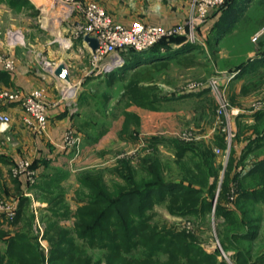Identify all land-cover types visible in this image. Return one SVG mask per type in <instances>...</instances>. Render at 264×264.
Here are the masks:
<instances>
[{
  "label": "rangeland",
  "instance_id": "obj_1",
  "mask_svg": "<svg viewBox=\"0 0 264 264\" xmlns=\"http://www.w3.org/2000/svg\"><path fill=\"white\" fill-rule=\"evenodd\" d=\"M28 1L0 0V3L6 6L0 8V41L11 47L13 46L12 48L15 50L14 53H11L10 49L0 50V53L14 59L16 64L18 60L27 61L29 59L38 60L43 66L44 64L45 66L48 65L52 59L77 62L76 74L83 77L79 86L85 89L81 93L83 95H81V112L85 121L91 124L90 127L83 129L85 134L91 133V146L80 145L82 139L76 133L74 134L79 138L77 145L65 149L61 148L62 142L59 144L60 150L64 153L74 148L81 153L79 156L81 160L71 167V178L47 185L48 190L43 193L34 190L36 193L33 192L34 195L30 198L31 202H28V208L35 215V233L38 235L39 232L44 234L46 220H51L49 218L51 212L48 209L40 211L37 207L39 206L38 201L42 202L41 200L46 202L47 208H60V211L67 209L69 211L68 217L60 219L58 224L67 230L72 229L75 221L72 214L80 204L81 194L88 193L87 188L83 187L78 181L79 175L87 172L91 173L92 170L101 168L104 169V179L109 184L117 180L113 169L118 160L129 158L130 163L134 166H138L145 160H147V164L156 160L163 168L165 180H178L184 178L188 173L187 171L192 170L193 162L203 161L204 157L201 153L198 155L203 158L198 157L197 152H202V154L205 152L206 156L213 155L214 159L210 167L217 175L216 178H209V182H216L217 186L215 195L210 199V210L192 215L173 213L168 209L170 198L165 197L159 202H154L150 211V223L158 225L159 228L182 231L193 235L203 250L207 253L217 252L219 259L222 252H232L235 255L234 249L228 251L223 249L225 243H232L233 246L238 245L243 250L249 251L251 260L264 256V200L259 202L239 201L238 204L232 205L235 217H240L245 227L253 222L257 226L256 235L252 239H234L233 234L242 229L238 225H234L231 228L232 231L227 234L231 240L224 239L225 242L223 243V237L219 235V230L224 227V223L216 211V203L219 202L217 193L230 159L233 158L235 163L237 162L236 168L233 170L239 171L240 175H244L249 170L251 162L264 157V109L252 111L254 104L264 100V65L254 66L251 71L243 73L233 71L238 63H242L247 59L251 51H259L264 48V40L261 41V38L264 39V0H254L253 5L249 8L250 17L243 19L233 33L223 35L216 46V51L212 49L209 43L211 30L207 31L204 26L211 14H221L231 0H225L223 5L212 9L208 16L201 21L194 20L192 0L189 1L188 7L181 6L178 0H95L94 2L101 5L111 17L119 22L121 21V23L127 16L131 17L129 19L131 22L134 20L144 21L138 14L149 8L151 10L159 9L160 12H163V8L167 10L169 7V9L177 11L180 7H184L182 12L177 11L179 16L175 15L173 23L162 27L175 29V32L170 35L171 37L182 36L185 39L184 41H196L204 48L203 52L189 49L174 59H157L142 63L135 68L125 70L122 73V79L113 83L108 81L106 74L122 66L121 53L112 62L109 57H106L97 64L93 63L91 52L88 53L77 47L75 42L77 37L73 30L47 29L49 24L41 18L44 9L38 8ZM11 2L13 3L11 4ZM45 13H47V16L50 14L48 11H45ZM180 13L183 15H180ZM117 14L123 16L124 19H119ZM78 49L81 52H78ZM194 53L195 55L187 58V60L178 59ZM132 82L145 87L153 86V92L149 90L144 93L148 94V97L153 94L159 98L178 97L187 92L204 90L205 87L212 84H216L219 90L214 92L207 89L200 96L191 97V101L186 103L185 107L187 110H192L193 114L189 119H185L186 123L181 122L180 127L177 129H168L165 124L168 117H164L162 114L159 117L160 119H157L152 109L133 103L130 99L124 97V91ZM222 99H224L223 102L228 103L229 124L226 130L230 127L234 132L231 143L233 146L232 152L230 150L231 146L229 150L227 148L226 133L221 130L225 123L223 120L226 119L219 117L217 114ZM168 101L160 103L154 111L162 110ZM47 102L51 107L52 104L49 101ZM127 108L132 109L129 113L134 114L137 121L130 118L131 127L129 126L130 128L124 131L123 125ZM121 113L124 116V121L119 132L117 131L114 134L115 136L113 135L115 138L100 145L94 144V141L97 142L98 138L103 135L101 133L109 129L110 126H112L111 129L116 126L113 130L120 127L118 120ZM21 123H23L22 119ZM89 128H91V131H88ZM189 129L193 132L192 135L201 138L183 140L178 137ZM212 130L214 132L211 133ZM99 133L100 135H97ZM152 137L163 139V143H159L155 148L147 147L145 139ZM220 137L224 138V148L218 147L219 140L217 139ZM174 139L189 144L188 146L194 148L195 152L191 153L190 151L186 157L178 158V153L176 154L169 142ZM249 145L252 150L241 164L239 162L244 152L243 149ZM28 162L30 170L35 173L33 163ZM16 164L10 166L9 172H6L5 168L2 169V166L0 170L1 180L4 183H0V203L6 206L8 210L15 212L18 203L16 198L19 197L14 198L13 195L5 193L3 187H6V183H13V178L19 177L20 173L18 175L13 173ZM260 177L246 179L243 186L247 189L264 187V175ZM26 178L29 187H36L39 183L36 175L32 179ZM204 189L203 195L209 198L210 195L206 192V188ZM52 199L56 200V203L52 202ZM180 203L179 201L176 205ZM226 205L231 206L229 203H226ZM14 218L11 220L5 217V220L0 223V228L6 231L12 230ZM228 228H223L224 233ZM39 245L46 249V253H48V242L43 235L40 238ZM0 248H5L1 240ZM86 249L88 255L94 260L103 259L104 251L87 247ZM228 263L235 264L233 261ZM254 264H264V261Z\"/></svg>",
  "mask_w": 264,
  "mask_h": 264
},
{
  "label": "trees",
  "instance_id": "obj_2",
  "mask_svg": "<svg viewBox=\"0 0 264 264\" xmlns=\"http://www.w3.org/2000/svg\"><path fill=\"white\" fill-rule=\"evenodd\" d=\"M251 1L231 0L227 3L226 9L222 11L219 19L210 29L212 34L209 37V43L212 49L215 50L221 37L229 33L239 22ZM184 40L182 36H169L161 39L149 49L143 51L127 49L121 52L123 64L117 70L106 74L108 81L113 83L121 80L125 70L135 68L145 62L175 58L189 49L196 52L204 51L203 46L198 42ZM262 40L264 39L261 38ZM192 55L195 53L181 59L187 60ZM263 63L264 48L257 51L254 59L240 63L233 71L248 72L254 66ZM153 88V86L145 87L132 82L124 91V97L152 110L163 101L177 97L159 98L155 94L149 97L148 94H144L149 90L153 92ZM206 91L207 89L198 92L191 91L178 97L199 95ZM130 118L137 121L134 114L126 112L124 131L131 127ZM217 140H219L218 147L224 148V138L220 137ZM145 141L147 147L152 148L163 143V139L158 137L146 138ZM169 142L176 154L178 153V158L186 157L190 151L195 152V149L185 142L177 139ZM232 148L231 144V152ZM243 150L239 162L241 164L252 147L249 145ZM199 153L204 157L203 161H192V170L187 171L184 178L178 180H165L163 168L156 160L149 164L145 160L138 166H134L129 158L118 160L113 169L117 180L109 184L105 181L104 169L101 168L79 175L78 181L87 188L88 193L81 194L80 204L72 214L75 217L72 229L67 230L58 224L60 219L68 217L67 209L60 211V208H48L51 212L49 216L51 220H46L43 234L48 242V253L39 245L38 236L34 231L33 211H27L25 208L28 199L20 195L18 191L19 196L17 197L19 198L12 224L16 225L19 222L20 227L10 235L0 231V240L5 245V248H0V264H46V262L47 264H229L225 260H220L217 252L207 253L203 250L193 235L159 228L158 225L150 223V211L154 202H159L165 197L170 198L168 209L173 213L192 215L210 210V199L215 195L217 187L216 182H209L210 177L216 178L217 176L210 167L214 157L212 154L206 156L204 152V156L202 152H197L198 157H200ZM236 165L237 162L235 163V160L231 158L217 193L219 199L216 203L217 214L223 219V228L229 227L225 233L223 228L219 230L223 243L224 239H230L227 234L232 231L231 228L234 225L242 228L233 234L236 240L252 239L256 235L257 226L254 222L245 227L242 219L235 217L232 205L238 204L239 201L264 200V187L247 189L243 186L247 178L252 179L264 175V158L251 162L249 170L244 175H240L238 169V172L233 170ZM35 166L36 164L33 163V167ZM12 180L17 182L18 178ZM204 188L210 195L209 198L203 195ZM179 201L181 203L176 205ZM52 202L56 203V200L52 199ZM226 203L231 206H227ZM5 217L4 213H0V218L5 219ZM86 247L104 251L103 259L94 260L88 255ZM223 249L225 251L234 249L235 255L232 260L235 264H254L264 261L263 255L256 260H251L249 251L243 250L238 245L233 246L232 243H225Z\"/></svg>",
  "mask_w": 264,
  "mask_h": 264
},
{
  "label": "crops",
  "instance_id": "obj_3",
  "mask_svg": "<svg viewBox=\"0 0 264 264\" xmlns=\"http://www.w3.org/2000/svg\"><path fill=\"white\" fill-rule=\"evenodd\" d=\"M29 1L35 4L36 7L44 9L43 12L41 11V18L45 20V23L49 24L47 29L63 31L67 29L73 30V21H75V18L64 21L62 18L63 15L61 5L57 0ZM178 1L180 2L181 6H189L190 0ZM253 3L254 0L250 2L246 11H244L241 15L239 22L235 24L233 29L228 34L233 33L236 27L240 25L239 23H242L243 19L250 17L249 8L251 5H253ZM2 6L6 7L5 4L0 3V8H2ZM184 7H180L177 11L182 12ZM45 11L50 12L49 16L46 15L47 13H45ZM177 11L171 10L169 7L167 10L163 8V12H160L159 9L151 10V8H149L145 11H142L138 15L140 18L144 19L143 22L145 23L168 26L174 22L173 19L176 17L175 15H178ZM180 15L183 14L180 13ZM219 16L220 14H211L209 20L204 26V29L207 31L211 29L212 25L219 19ZM117 17L119 19H124L120 14H117ZM130 18L131 17L127 16L125 20H122V23L130 24ZM75 42L80 50H85L90 53V50L81 39L76 38ZM12 47L0 41V50L6 51L10 49L11 53H14L15 50ZM79 49L77 51L81 52ZM256 54L257 51H251L245 61L254 59ZM175 58H177V56ZM168 59H174V57ZM50 61L51 62H49L48 65L45 66L44 64V67L38 60H18L16 69L12 73L4 71L0 65V110L6 112L12 117V122L8 125V127L0 125V170L2 166V169L5 168L6 172H9L10 166L21 160H28L36 164V166L33 168L35 170L36 177L39 179V183L36 187H29L27 184L26 175L20 174L17 182H13L11 184L6 183V187H3V190L5 193L13 195L14 198L19 196L17 194L19 191L20 195L28 199V202H31L30 198H32L34 195L33 192L36 193L34 190L38 191L39 193H43L48 190L47 185L52 183L56 184L59 182V180L71 178V167L81 160V157H79L81 153H79L76 148L65 153L59 148V144L63 139V134L67 129L73 130L74 133L81 137L82 144L80 143V145L91 146V133L89 132L85 134L83 131V129L90 127L91 124H88L85 121L84 116L82 115L83 113L81 112V97L83 96L81 93L85 91V89L79 86V84L82 83L83 77L76 74V66H78L77 62H67L63 59H59L57 61L52 59ZM112 61L114 60H111V62ZM60 63H64L69 70L71 79L69 84L54 75V69ZM262 65H264V63ZM36 88L43 89L46 100L52 104V106L47 110V116L49 120L48 126L42 133L32 132L23 123H21L23 111L21 110L19 104L16 102L9 103L1 97V93L3 91L24 93ZM194 96H200V94L176 97L175 99L165 103V106H163L162 110H153L152 112L154 115H156L155 117L157 119H160L159 117L162 114L164 117H168V119L165 121L168 129H177L180 127L181 122L186 123L185 119H189L191 114H193V111L190 109L187 110L185 105L191 101V97ZM131 110L132 109H126L127 112H130ZM123 121L124 116L121 113L118 120V122H120V127L113 130L116 126L113 129H111L112 126H110L109 129L101 133V135H103L98 138L97 142L94 141V144L100 145L115 138L114 134L117 131L119 132ZM89 129L90 130L88 131H91V128ZM263 158L264 157H260L258 159L261 160ZM0 183L4 184L1 180V176ZM16 199L18 200V198ZM41 201L42 202L38 201L37 204L39 206L37 207L40 211H46L48 209L47 204L46 202H43V200ZM25 208L27 211L28 209L31 211L30 208H28V203L26 204ZM4 220V218H0V223ZM19 227L20 223L18 222L11 228L12 230L6 231L5 229L0 228V231H4L10 235L18 230ZM232 257L233 254L231 255L230 261H233Z\"/></svg>",
  "mask_w": 264,
  "mask_h": 264
},
{
  "label": "built area",
  "instance_id": "obj_4",
  "mask_svg": "<svg viewBox=\"0 0 264 264\" xmlns=\"http://www.w3.org/2000/svg\"><path fill=\"white\" fill-rule=\"evenodd\" d=\"M62 9L63 20L68 21L75 18L73 21V32L76 37L83 41V37L88 35L94 37L99 42V47L95 53L91 52L93 63L97 64L104 58L110 57L114 54H119L127 49H134L136 51L146 50L158 41L165 37H169L175 32V29H167L162 26L145 23L141 20H134L130 24H124L113 17H111L105 9L94 1L84 0H57ZM225 0H192V8L194 12V20L201 21L205 19L210 11L218 6L223 5ZM74 20V19H73ZM256 40V38H255ZM0 65L6 72L12 73L16 69V62L14 59L6 57L0 53ZM234 74V73H232ZM205 89L211 91H218L216 84L209 85ZM1 97L9 103L16 102L23 111V124L35 133H42L48 125L47 109L49 103L47 102L44 91L41 88L32 89L24 93H9L4 91ZM219 103L217 114L219 117L226 119L224 125L222 123V131L226 134L225 140L229 150L234 132L231 128H227L229 118L227 115L228 103ZM264 109V100L254 104L252 111H259ZM238 113V112H236ZM11 116L6 112L0 110V125L7 126L11 123ZM187 132V133H186ZM181 133L178 137L183 140L200 139V136L192 135V131ZM214 132L213 130L211 133ZM61 148L68 149L77 145L79 138L74 134L73 130L67 129L63 134L61 141ZM227 150V151H228ZM28 161H20L13 168L14 175L25 174L28 179H32L35 175L33 170H30ZM0 213H4L6 218L13 219L16 212L10 211L6 206L0 203ZM38 233V232H37ZM43 234L38 236V241ZM46 252V249H45ZM232 253H221L220 260L230 259ZM230 260H225L230 262Z\"/></svg>",
  "mask_w": 264,
  "mask_h": 264
},
{
  "label": "water",
  "instance_id": "obj_5",
  "mask_svg": "<svg viewBox=\"0 0 264 264\" xmlns=\"http://www.w3.org/2000/svg\"><path fill=\"white\" fill-rule=\"evenodd\" d=\"M83 42L91 49L92 53H95L99 47L98 40L96 38L90 37L88 35H85L83 37ZM117 57H118V54H114V55L110 56L109 58L111 60H115ZM54 75L56 77H58L59 79L63 80L64 82L68 83V84L71 81L69 70L64 63L58 64V66L54 69Z\"/></svg>",
  "mask_w": 264,
  "mask_h": 264
},
{
  "label": "bare ground",
  "instance_id": "obj_6",
  "mask_svg": "<svg viewBox=\"0 0 264 264\" xmlns=\"http://www.w3.org/2000/svg\"><path fill=\"white\" fill-rule=\"evenodd\" d=\"M131 68H132V67H131ZM224 260H226V261H227V260H230V259H224Z\"/></svg>",
  "mask_w": 264,
  "mask_h": 264
}]
</instances>
